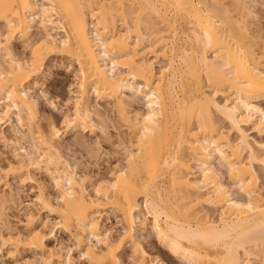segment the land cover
<instances>
[{
	"label": "bare ground",
	"instance_id": "obj_1",
	"mask_svg": "<svg viewBox=\"0 0 264 264\" xmlns=\"http://www.w3.org/2000/svg\"><path fill=\"white\" fill-rule=\"evenodd\" d=\"M252 2L230 0L227 8L210 0H0V126L13 118L17 124L11 139L0 127L1 142L17 146L6 173L33 182L32 172L43 171L56 192L50 198L40 187L35 198L55 216L50 228L29 211L19 221L23 229L2 222L0 249H8L12 264H31L24 250L43 264H74L68 250L46 249L55 229L70 236L86 264H121L125 244L135 264H162L137 232H151L184 264H264V199L254 168L264 177V145L251 143L243 128L264 136L263 33L249 29ZM33 32L38 38L29 42ZM18 41H28L27 59L14 54ZM49 56H64L77 69L64 131L38 123L29 94L32 78L45 79ZM92 96L107 103L125 137L122 164L91 184V194L55 140L103 130ZM134 101L143 112L131 111ZM7 202L0 195V212ZM204 205L218 211L216 220L202 213ZM108 209L119 214L115 240L102 230Z\"/></svg>",
	"mask_w": 264,
	"mask_h": 264
},
{
	"label": "rangeland",
	"instance_id": "obj_2",
	"mask_svg": "<svg viewBox=\"0 0 264 264\" xmlns=\"http://www.w3.org/2000/svg\"><path fill=\"white\" fill-rule=\"evenodd\" d=\"M210 1H219L222 5L224 3V6L230 2V0ZM253 1L254 2L250 5V11L253 16L247 19V22L249 29H261L263 40L259 43H261L264 48V0ZM228 6L230 5H227V8H229ZM159 26H161V24H158L156 27ZM0 28H2L1 23ZM43 35L44 34L41 33L39 36L41 37ZM36 38H38V35L33 32L29 42L34 41ZM24 42L18 41L12 43L14 54L21 59L28 58V49L25 48L27 45L26 42L28 41ZM259 43L257 48L260 47ZM163 64L164 62L160 59L158 63H154V66L157 68ZM76 70L75 63L70 59L64 56H49L45 58L41 69L42 74H46L45 79L41 80L40 76L32 78V81H35L36 84L30 86L29 94L36 100L38 123L41 124V126L48 128V126L52 124L57 129L64 131L63 119L65 114L69 113L76 93ZM218 101H222V98H218ZM91 104L96 111L94 120L96 123L103 121V130L93 131L92 133L87 129L74 133L67 132L61 136L59 140H55L64 160L74 167L79 175L85 176L87 185L89 184L88 190L91 184L95 185L100 179H107L111 169L115 165L122 164L123 144L121 145V143L124 141L121 140L125 137V132L120 122L105 109L107 106L106 102L99 101L92 96ZM258 105L264 109V101L259 102ZM130 107L131 111L133 110L140 113L144 110L143 103L140 101L131 102ZM109 114L110 120L105 119V116ZM216 119L223 131L227 132V124L217 116ZM0 127L5 137L11 139L12 128H16L17 124L13 118L12 122H8L5 125L2 124ZM243 128L251 143L252 141H257L264 145V136H259L252 130L251 126H244ZM235 138L236 133L231 132L230 139L234 140ZM13 147L15 149L17 146L6 145L0 140V195L8 200L7 205L10 206L9 209L0 212V232L4 230L3 221H9L11 226L15 229H23L19 221L24 220V214L27 211L38 214L39 220L47 222L50 228L55 221V216L48 215V213L36 202L35 198L40 187H42L44 193L50 198L56 196L55 189L52 187L50 179L43 171L32 172L33 182L19 180V178L11 174L7 175L6 169L8 165L16 162ZM257 153H260V151ZM242 156L246 157V153H243ZM214 166L217 168L216 162ZM254 168L259 176L258 184H261V186L259 185L261 187L260 193L264 199V177L261 167L255 163ZM220 172H222V181L229 183L224 170H220ZM10 190L15 194L12 198L13 200L10 197ZM89 191L92 194L91 189ZM236 196L239 197V194ZM202 213L210 220H216L218 218V211L208 205L203 206ZM101 225L102 230L108 229L111 240H115L121 233L119 214L113 209L105 211L101 219ZM55 232V237L49 238L46 241V249L52 248L60 255H63L65 251L68 250L74 264H86L85 261L78 258L77 250L70 236L59 229H55ZM136 235L137 241L143 249L149 255L158 256L162 264H184L178 258L171 256L151 232H137ZM7 253V248L0 249V264H12L13 259L10 258ZM21 255L31 264H43L39 254L36 252L24 250ZM118 256L121 264H135L131 256L129 244L124 245ZM50 264L59 263L53 260Z\"/></svg>",
	"mask_w": 264,
	"mask_h": 264
}]
</instances>
